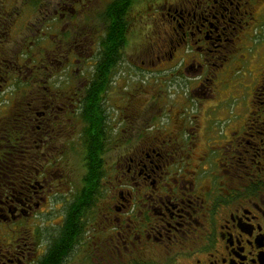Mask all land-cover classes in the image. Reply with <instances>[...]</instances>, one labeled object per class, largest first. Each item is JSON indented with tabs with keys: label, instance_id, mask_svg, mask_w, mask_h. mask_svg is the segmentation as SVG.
<instances>
[{
	"label": "flooded vegetation",
	"instance_id": "flooded-vegetation-1",
	"mask_svg": "<svg viewBox=\"0 0 264 264\" xmlns=\"http://www.w3.org/2000/svg\"><path fill=\"white\" fill-rule=\"evenodd\" d=\"M113 1L48 0V46L12 71L39 163L0 219V264H264V0H147L138 17L141 0ZM89 146L94 206L37 224L82 189Z\"/></svg>",
	"mask_w": 264,
	"mask_h": 264
},
{
	"label": "trees",
	"instance_id": "trees-1",
	"mask_svg": "<svg viewBox=\"0 0 264 264\" xmlns=\"http://www.w3.org/2000/svg\"><path fill=\"white\" fill-rule=\"evenodd\" d=\"M7 1L0 0V95L8 87L14 90L22 86V80L15 78L12 73L23 58V52L19 51L11 35V26L16 13L8 11ZM121 1L123 0H114L110 3L107 12L112 14L114 7L119 6L121 14L122 10L127 9V6L136 0H127L125 7L121 5ZM36 2L33 0L34 4ZM26 59L28 58L25 57L24 60ZM95 132L90 130L89 134ZM33 137L34 122L30 110L22 108L19 103H14L8 113L0 118V219L5 216L10 200H15L21 177L28 175L38 166L39 160L34 157ZM98 153L99 150L95 146L88 147L85 163L88 174L83 180V187L69 201L63 199L66 222H80L83 211L90 210V207L94 206L96 191L99 189L100 177L103 174L97 159Z\"/></svg>",
	"mask_w": 264,
	"mask_h": 264
},
{
	"label": "rangeland",
	"instance_id": "rangeland-1",
	"mask_svg": "<svg viewBox=\"0 0 264 264\" xmlns=\"http://www.w3.org/2000/svg\"><path fill=\"white\" fill-rule=\"evenodd\" d=\"M37 2L34 4L33 0H8L6 2L8 11H12V13H16L18 17L14 16V24L11 29L12 38L15 42L19 44H23V58L29 57L33 48L31 46L32 41L35 39V44L48 46L47 35L49 33L48 23H47V9H48V0H36ZM106 1V0H101ZM147 0H141L135 3L134 14L136 17L144 14V3ZM13 14V15H14ZM143 23L139 22V19L135 21V35L134 40L137 42L139 40L140 33ZM40 28V32L37 35H33V33ZM33 35V37H32ZM141 39V38H140ZM135 48H130L131 51H134ZM40 56H44V50L39 51ZM131 55V53H130ZM24 74V72L22 73ZM241 74H245V72H238L236 77L240 79ZM137 75L133 74L132 78H136ZM18 89V88H17ZM17 89H12V87H8L5 89L4 93L0 96V117L2 115L7 114V111L10 110L14 103L21 105V103L26 102L27 98H25L21 93H18ZM194 109V108H193ZM76 143L75 140L72 141ZM81 150L77 149L72 151L71 156L72 159L69 161V166L71 171L73 172V187L80 186V176L83 173L82 171V163H81ZM70 183V184H71ZM66 190V188H65ZM63 198H57L51 200L50 208L47 209L46 213L39 214L35 219L36 223L42 225L43 222H48L47 219L54 218L61 211L59 208V204L63 203ZM48 212H51L49 214ZM5 228V227H4Z\"/></svg>",
	"mask_w": 264,
	"mask_h": 264
}]
</instances>
